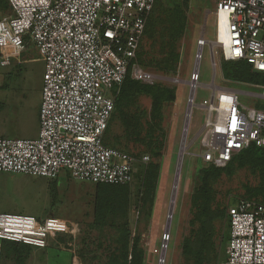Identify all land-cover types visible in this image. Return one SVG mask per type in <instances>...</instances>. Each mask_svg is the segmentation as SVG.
Listing matches in <instances>:
<instances>
[{"label": "built area", "instance_id": "obj_1", "mask_svg": "<svg viewBox=\"0 0 264 264\" xmlns=\"http://www.w3.org/2000/svg\"><path fill=\"white\" fill-rule=\"evenodd\" d=\"M8 1L12 14L0 19V64L10 63V50H25L28 37L44 59L45 72L39 134L0 137V172L55 178L66 170L81 181L132 182L137 159L107 146L103 138L115 110V90L128 71L145 83L156 81L135 61L156 0ZM216 13L224 24V41H218L224 60H244L264 71V0H217ZM220 34L218 29V40ZM207 43L203 31L189 104L208 113L188 148L206 131L208 139L197 155L221 167L251 145L264 147V109L243 107L238 91L229 88L214 90L200 105L195 102ZM227 217L226 258L218 264H264V203L239 199ZM66 228L56 216L0 212L1 239L46 248Z\"/></svg>", "mask_w": 264, "mask_h": 264}, {"label": "rangeland", "instance_id": "obj_2", "mask_svg": "<svg viewBox=\"0 0 264 264\" xmlns=\"http://www.w3.org/2000/svg\"><path fill=\"white\" fill-rule=\"evenodd\" d=\"M216 2L160 0L161 6L156 7L154 17L161 21L175 6L183 8L188 19L187 29L176 43L179 54L176 69L163 73L155 66L143 68L156 75L155 82L174 86L176 99L165 103L159 122L161 129L151 135L145 132L148 128L146 121L153 115L150 97L141 95L137 103L116 109L107 138H117L119 142L113 146L133 155L138 163L134 164L133 181L111 195L116 198L115 210L100 214L97 208L113 186L107 189L72 178L69 184V176L65 173L52 182L51 178L44 176L0 172V212L30 214L38 218L56 216L74 227L71 233L66 232L63 240L58 235L52 237L45 249L24 247V264H109L110 256L118 255L123 248L119 238L126 228L130 237L137 241L136 250L140 253L141 264H196L184 248V242L186 239L196 242L202 228L201 219L197 218L195 199L201 185L200 157L197 154L203 149V141L208 139L206 131L184 153L173 216L169 226L167 223L187 119L191 92L189 80L197 63L198 41L203 31L208 43L203 48L201 83L195 91V102L200 105L205 99H211L214 90L229 88L238 91L243 107L264 109V86L224 77L221 47L212 44L217 40ZM5 4L4 8L0 5V17L12 14L8 3ZM153 25L150 35L148 27L149 32L145 33L140 50L147 52L146 60L158 54L156 46H159L157 39L162 25L159 26L158 20ZM25 43L27 47L21 53L9 52L8 65L0 64V137L36 138L30 133L39 127L45 64L28 37H25ZM143 110V117L139 119L144 123L141 131L129 129L127 120ZM207 113L202 106L192 107L185 145L200 134ZM162 138L163 143L159 145ZM147 156L149 158L144 160ZM154 161L160 170L159 179L154 178L151 183L147 174ZM229 169L217 172L210 180L215 202H222L227 211L223 218L215 220V226L223 237L218 243V251L206 254L205 264H218L226 258L230 229L228 208L243 198L264 203V191L258 193L264 189V163L242 166L236 162ZM0 251V264L17 263L12 255L4 253L7 250L0 247Z\"/></svg>", "mask_w": 264, "mask_h": 264}, {"label": "trees", "instance_id": "obj_3", "mask_svg": "<svg viewBox=\"0 0 264 264\" xmlns=\"http://www.w3.org/2000/svg\"><path fill=\"white\" fill-rule=\"evenodd\" d=\"M9 7L10 3L6 0ZM4 0H0V5L4 8L7 6ZM160 7V0H156L153 10L149 15L145 33L148 31V27L150 29L149 35L151 32V25L156 24V21H159V26L162 25V29L160 31V35L158 40L159 46H156V50L158 54L146 60L144 58L147 55V52L140 51L137 53V58L135 61H138L142 68H148L150 66H155L160 72L167 73L174 71L177 66V62L179 59V54L176 51V43L180 37H182L187 29L188 19L185 14V11L180 6H175L167 11L166 17L163 21H161L158 17L155 18L156 7ZM157 7V8H158ZM152 16V17H151ZM151 17V19H150ZM2 17H0L1 19ZM150 20V22H149ZM154 26V25H153ZM145 36V34H144ZM144 39V38H143ZM157 45V44H156ZM155 48H152L154 50ZM149 53V52H148ZM162 56V57H161ZM164 56V57H163ZM223 58V57H222ZM222 70L225 78L238 80L241 82H247L251 84H256L259 86H264V71L259 72L255 71L247 61L239 60V61H226L223 58ZM115 90V110L111 117L110 123L114 118L116 109H120L122 106H129V103H137L140 99L141 95H145L146 97H150L152 100V119H159L160 121H153L152 119H148L146 124L148 128L145 129L146 134L151 135L155 134L157 129L160 128L161 119L163 117V108L165 103L176 99V88L174 86H167L163 84L161 81H157L154 83H145L141 80L133 78L131 71L129 70L125 80L123 81L120 87ZM145 110L139 112L137 116L132 115L130 120H127L126 125L129 126V129L136 130L138 132L141 131V127H143L144 123L140 122L139 119L143 117V113ZM136 117V119H135ZM152 120V121H151ZM160 122V123H159ZM110 123L108 129L105 132L103 141L107 146H113L117 144L119 141L117 138L113 140H109L107 138V133L110 127ZM107 140V141H106ZM109 140V141H108ZM162 145L163 138L161 139ZM160 141H158L159 143ZM110 144V145H109ZM121 150V149H120ZM154 151H156L154 149ZM239 163V165L245 166L247 164L250 165H258L264 163V147H260L257 145H251L249 148L242 150L238 154L234 155L232 160L228 162L225 166H217L212 163L203 162L200 158L199 172H201V185L199 188V192L197 193V197L195 199V204L197 207V218L201 219V227L198 232V237L196 242L191 241V239H186L184 242V248L188 251L196 261V264H205L206 262V254L211 252L218 251V243L221 242L223 237V233L220 229L216 228L215 220L218 218H223L226 214L227 208L223 207L222 202H215L213 197V189L210 185V180L213 176L216 175L217 172L222 171L223 169H229L233 166L234 163ZM138 163V161L136 162ZM230 170V169H229ZM159 167L156 165V161L154 164H151L148 180L153 182L154 178L156 180L159 179ZM232 171V170H230ZM68 174L69 178H72L71 174L63 170L59 175L55 178L57 179L61 174ZM135 175V171H134ZM131 183V182H130ZM104 188H111L109 191L108 197L104 198L98 203L97 208L99 209L100 214H107L109 211L115 210L114 201L116 198H113L111 195L115 192L117 193V189L121 190L123 186H127V184H102ZM108 186V187H107ZM117 186V187H116ZM145 188V187H144ZM264 191L258 190V193ZM248 199V198H246ZM258 202V201H257ZM262 203V202H261ZM122 236L119 238L123 243V248L119 251L118 255L112 254L110 256L111 262L109 264H141L140 253L136 250L137 241L135 237H130V231L126 228L122 231ZM59 237H64L65 235H58ZM57 236V237H58ZM229 238V232H228ZM2 244L1 248L7 250L4 253H8L15 258L16 264H24L25 257L22 252L24 247L33 248L34 246L24 244L17 241H12L8 239H1ZM47 248V247H46ZM45 249V248H43ZM2 253V251H1ZM10 257V256H7ZM11 257V258H12ZM119 262V263H118Z\"/></svg>", "mask_w": 264, "mask_h": 264}, {"label": "water", "instance_id": "obj_4", "mask_svg": "<svg viewBox=\"0 0 264 264\" xmlns=\"http://www.w3.org/2000/svg\"><path fill=\"white\" fill-rule=\"evenodd\" d=\"M212 44L215 45H219L218 41H213ZM212 59L214 61V56H213V52H212ZM194 93L191 91L190 92V96L193 97ZM191 109H192V105L189 104L188 106V110H187V119H186V123H185V129H184V134H183V143H182V147L180 149V154H179V158H178V164H177V170H176V177H175V183H174V187H173V193H172V200H171V205H170V209H169V214H168V226L171 223V219L173 216V210H174V204H175V198H176V193H177V187H178V183H179V176H180V170H181V165H182V161H183V156L185 151L188 149V145L184 144V142L187 140V130L189 127V117H190V113H191Z\"/></svg>", "mask_w": 264, "mask_h": 264}, {"label": "crops", "instance_id": "obj_5", "mask_svg": "<svg viewBox=\"0 0 264 264\" xmlns=\"http://www.w3.org/2000/svg\"><path fill=\"white\" fill-rule=\"evenodd\" d=\"M11 51V50H10ZM15 52V51H14ZM45 64V63H44ZM38 134H39V127H38V129L36 130V131H34V130H32V132L30 133V135H32V136H35V137H37L38 136ZM17 137H19V136H17ZM20 137H22V136H20ZM22 138H24V137H22ZM61 176V175H60ZM69 179V184H70V180H71V178H68ZM72 179H74V180H77V181H80V180H78V179H75V178H73L72 177ZM54 180H56V179H54ZM53 179H52V182L54 181ZM68 188V187H67ZM71 188V187H70ZM56 190V189H55ZM56 194V193H55ZM60 218V217H59ZM63 220V219H62ZM74 227L73 226H70V225H67V228H66V230H64L61 234H60V236L61 235H65L66 234V232H72L71 230L73 229ZM65 237V236H64ZM64 237H59L58 236V238H60L61 240H63L64 239ZM2 244V241L0 240V245ZM1 247V246H0ZM0 257H1V251H0Z\"/></svg>", "mask_w": 264, "mask_h": 264}, {"label": "bare ground", "instance_id": "obj_6", "mask_svg": "<svg viewBox=\"0 0 264 264\" xmlns=\"http://www.w3.org/2000/svg\"><path fill=\"white\" fill-rule=\"evenodd\" d=\"M216 24H217V41H220V42H222L223 43V41H224V38H223V34H222V31H223V27H224V24H223V20L222 19H220V21H219V23H218V20H217V13H216ZM218 29H219V31H220V36H219V40H218Z\"/></svg>", "mask_w": 264, "mask_h": 264}]
</instances>
